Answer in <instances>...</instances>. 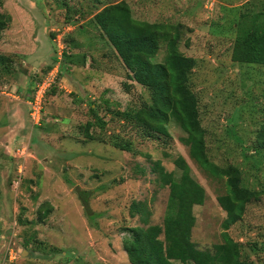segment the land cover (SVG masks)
Returning <instances> with one entry per match:
<instances>
[{
	"label": "rangeland",
	"instance_id": "374dc122",
	"mask_svg": "<svg viewBox=\"0 0 264 264\" xmlns=\"http://www.w3.org/2000/svg\"><path fill=\"white\" fill-rule=\"evenodd\" d=\"M0 2L10 17L0 36V92L14 95L0 96V264H130L123 249L127 229L145 226L143 206L145 227L162 225L170 194L151 169L158 162L178 179L181 172L173 164L178 156L203 190V200L193 206L191 241L211 251L222 242L225 213L217 197L226 192L225 178L198 168L174 123L169 137H146L133 123L113 117L152 102L151 91L129 79L93 19L120 2L134 20L156 25L176 39L179 53L196 61L189 84L208 156L220 167L237 168L241 186L258 192L227 233L242 259L264 264V150L256 140L264 123V67L231 60L236 24L244 13L262 12L264 0ZM166 44L160 45L159 60ZM20 73L26 79L15 87ZM44 80L51 86L43 122L34 127L24 101ZM79 192L87 193L91 218ZM47 205L51 212L40 220L39 210ZM133 206L139 211L132 217Z\"/></svg>",
	"mask_w": 264,
	"mask_h": 264
},
{
	"label": "trees",
	"instance_id": "16d2710c",
	"mask_svg": "<svg viewBox=\"0 0 264 264\" xmlns=\"http://www.w3.org/2000/svg\"><path fill=\"white\" fill-rule=\"evenodd\" d=\"M1 6L0 2V8ZM93 19L129 71V79L152 93L150 105H144L135 113L117 111L113 117L133 123L146 137H169L168 126L171 122L174 123L183 134L179 137L180 143L188 149L189 158L198 168L212 178H225L226 192L217 197V203L225 213L221 224L222 242L214 245L212 251L199 250L191 241V234L196 222L193 206L203 200L202 188L190 176V168L182 156L176 157L173 162L181 172L178 179H175L173 172H167L160 163H155L151 170L156 174L158 185L161 188H170L162 225L145 227L148 224V212L142 207L141 222L145 226L127 229L129 236L123 240L128 262L255 264L242 259L239 245L229 237L227 231L241 219L245 204L258 196V192L241 186L237 168L220 167L208 156L204 130L199 123L197 101L189 84V76L196 61L179 53L176 39L168 38L167 34L157 30L159 27L156 25L134 20L123 2L104 7ZM9 22V15L0 10V36ZM235 29L231 60L234 63L264 67V10L242 14ZM165 41V54L159 60L160 45ZM3 61L4 58L0 57V64ZM96 122L101 127L104 125L98 118ZM91 125L87 123L86 132ZM87 137L94 139L92 136ZM256 140L258 149L264 150V123L256 134ZM117 146L121 150H129L126 144ZM84 194L87 193L79 192V198L89 215ZM137 211L139 210L133 206L130 210L131 216ZM50 212L51 206L47 205L42 212L39 210V219H44Z\"/></svg>",
	"mask_w": 264,
	"mask_h": 264
},
{
	"label": "built area",
	"instance_id": "2783aa9c",
	"mask_svg": "<svg viewBox=\"0 0 264 264\" xmlns=\"http://www.w3.org/2000/svg\"><path fill=\"white\" fill-rule=\"evenodd\" d=\"M49 80H44L42 83H37L32 88V93L29 96L28 101H26L28 106V118L31 125L38 127L43 122L44 117V96L46 91L51 86V82H45Z\"/></svg>",
	"mask_w": 264,
	"mask_h": 264
},
{
	"label": "crops",
	"instance_id": "0c3cea01",
	"mask_svg": "<svg viewBox=\"0 0 264 264\" xmlns=\"http://www.w3.org/2000/svg\"><path fill=\"white\" fill-rule=\"evenodd\" d=\"M39 53H41L40 51H38ZM36 54H38V53H36ZM31 63V62H30ZM19 76L20 77H18V79L16 80V82L14 81L13 82V84H15V87H18V82L20 81V80H23L24 78L26 79V76L23 74V73H20L19 74ZM15 80V79H14ZM9 86V85H8ZM33 86V83L32 84H30V86H29V84L26 86V90L28 91V89H30L31 87ZM7 87V86H6ZM11 88H14L13 87V85L11 86ZM0 96L3 98V100H5L4 99V97H12V98H14V95H11L10 93H4V92H0ZM17 98H19V97H17ZM17 100V99H16ZM24 104H25V114H26V118H28V106H27V103H26V101H24ZM17 104H15V106H16ZM15 106H13L14 108H15Z\"/></svg>",
	"mask_w": 264,
	"mask_h": 264
}]
</instances>
